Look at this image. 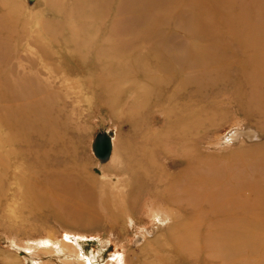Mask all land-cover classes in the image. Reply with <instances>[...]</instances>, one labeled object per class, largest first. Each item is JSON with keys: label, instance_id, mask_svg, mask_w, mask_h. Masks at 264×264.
<instances>
[{"label": "rangeland", "instance_id": "374dc122", "mask_svg": "<svg viewBox=\"0 0 264 264\" xmlns=\"http://www.w3.org/2000/svg\"><path fill=\"white\" fill-rule=\"evenodd\" d=\"M34 1L0 0V264H73L45 239L91 264H264V0L148 1L126 37L166 38L195 64L158 89L63 49L86 33L61 31L64 0Z\"/></svg>", "mask_w": 264, "mask_h": 264}, {"label": "bare ground", "instance_id": "6f19581e", "mask_svg": "<svg viewBox=\"0 0 264 264\" xmlns=\"http://www.w3.org/2000/svg\"><path fill=\"white\" fill-rule=\"evenodd\" d=\"M148 1L151 0H64V4L62 5L64 9L63 11L53 9V11L58 14V17L65 21L63 22L64 25L62 24L63 29H61V31L64 30V33L65 31L71 33L74 31L84 30L83 33H86L87 39H73L72 36L66 35L65 38L62 37L64 38L62 39L64 46L63 49L69 50L70 48H72L70 51L71 53H73V55L79 54L81 56H84L86 54H92L96 61H98V64L100 63V60L103 63L106 62L103 65L99 64V72H102L104 76L106 75L109 77H113V79L118 77L122 78L124 76L129 78L131 75H135L137 78H139V81H141V83L143 82V84L153 86L154 88L157 87L156 89H158L160 88L161 84L162 86H164L167 81H169L171 76L175 75L178 78L182 77V68L184 66L190 68L195 65L193 64V60L192 63L186 48L182 47L180 44L171 46L169 45V41L166 38H157L156 40L153 39L152 43H149L148 40H142L141 38L126 37V35H130V32L132 31L133 21L135 20L139 22L146 17V11L151 8L150 4H148ZM179 2L180 0L177 1V3ZM42 5L43 9H45L47 13L46 7L48 3L45 1ZM87 10L88 13H91L90 15H85ZM195 11L196 9L193 8L192 15L195 16L191 17V20L192 18H196ZM75 14L81 16L80 20H77V24H74L73 19L71 18V16H74ZM180 16L181 15H179V17ZM90 18H93L97 21V25L94 24L97 27H94V25H92L93 23L90 24L86 22L87 19ZM58 21L60 22V20ZM38 25L39 28L42 29V31L45 33H59L60 24L58 22H52V24H48V22L44 23L42 21H39ZM88 26H90V29H88ZM100 26H102L103 28L99 33L98 29ZM200 30L201 26L197 24V22H194L191 27V31L188 34L191 38L194 39L199 35ZM88 41L92 42L93 45H91L92 43L88 44ZM52 72L54 73V75L60 74L59 71H57V68ZM59 78L61 79V83H66L65 79L62 78L61 75ZM14 80L16 79L7 78V83L11 86H15L12 85V83H15ZM24 82L20 81L15 84L18 85V87H22L24 86ZM175 89H178L177 85L175 86L174 90ZM112 152L113 145L111 140V154ZM184 187L186 186L184 185ZM181 190L185 193L187 192V189ZM194 193L196 192L194 191ZM199 194L201 193H198V196ZM207 195L205 194V196ZM195 204L196 202H194V205ZM152 212V217H159L158 220L176 218V215L169 211L165 213L162 212L164 216L161 214V212L160 214L154 211ZM74 243H76V240H74ZM37 244L38 247L43 246L42 250H44L45 252H51L55 254L61 253L65 258L66 256L70 257L69 260H72L73 264H91L82 255L81 249L78 247L69 249L66 245H63L56 239L55 241H52L51 239H45L44 242L41 241ZM68 245L70 246V244ZM113 259H118V257L111 256L106 264H112Z\"/></svg>", "mask_w": 264, "mask_h": 264}, {"label": "water", "instance_id": "95a60500", "mask_svg": "<svg viewBox=\"0 0 264 264\" xmlns=\"http://www.w3.org/2000/svg\"><path fill=\"white\" fill-rule=\"evenodd\" d=\"M34 0H28L33 2ZM92 151L94 157L100 162L105 163L109 160L111 154V136L104 132H100L95 136Z\"/></svg>", "mask_w": 264, "mask_h": 264}]
</instances>
